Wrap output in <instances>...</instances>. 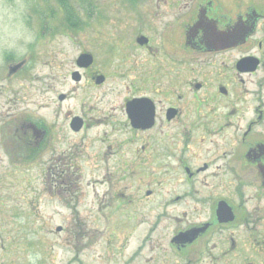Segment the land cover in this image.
I'll use <instances>...</instances> for the list:
<instances>
[{
	"label": "flooded vegetation",
	"instance_id": "1",
	"mask_svg": "<svg viewBox=\"0 0 264 264\" xmlns=\"http://www.w3.org/2000/svg\"><path fill=\"white\" fill-rule=\"evenodd\" d=\"M38 1L0 23V226L93 216L79 264H264V0Z\"/></svg>",
	"mask_w": 264,
	"mask_h": 264
},
{
	"label": "rangeland",
	"instance_id": "2",
	"mask_svg": "<svg viewBox=\"0 0 264 264\" xmlns=\"http://www.w3.org/2000/svg\"><path fill=\"white\" fill-rule=\"evenodd\" d=\"M42 1L45 0H40L38 3ZM78 1L93 2V0ZM86 10L79 6V13L82 17L92 16L94 18L93 9L90 8L88 12ZM18 16L32 17L31 9L28 8L27 3H24V0H0V23ZM90 23L83 30L84 33L94 32L93 19ZM30 32L32 30L23 23L22 38L30 37ZM39 205V208H47L45 201L39 202ZM80 220H85L87 225H92L91 221L94 217L79 216L70 210L69 216H22L14 217L13 220L9 218L0 226V264H66L69 260L70 264H79L77 229ZM66 224H69L71 228V235L70 241L63 244L62 239L64 240L65 233L56 232V227ZM85 254L86 256L83 252L81 254V257H85L84 264H99L95 248L89 247Z\"/></svg>",
	"mask_w": 264,
	"mask_h": 264
}]
</instances>
